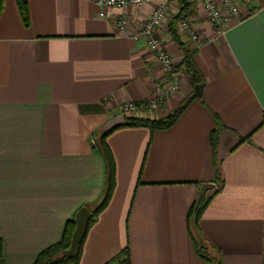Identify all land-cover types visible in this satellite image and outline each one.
Wrapping results in <instances>:
<instances>
[{
    "label": "crops",
    "instance_id": "obj_1",
    "mask_svg": "<svg viewBox=\"0 0 264 264\" xmlns=\"http://www.w3.org/2000/svg\"><path fill=\"white\" fill-rule=\"evenodd\" d=\"M26 4L27 25L16 0H4L0 11L6 264H32L62 239L76 211L100 203L107 184L97 145L102 122L118 115L121 103L147 99L161 77L144 41L128 35L149 17L150 4L125 10L89 0ZM171 5L167 18L178 11ZM122 14L127 34L117 28ZM238 15L202 46L178 32L203 87L170 128L121 126L107 134L115 183L86 229L78 264H105L125 247L130 264H264V0H241ZM192 17L201 36L212 33L201 13ZM168 21L157 34L179 64L183 53ZM180 70L178 91L138 117H164L188 99L194 85ZM207 198L195 223V206Z\"/></svg>",
    "mask_w": 264,
    "mask_h": 264
},
{
    "label": "built area",
    "instance_id": "obj_2",
    "mask_svg": "<svg viewBox=\"0 0 264 264\" xmlns=\"http://www.w3.org/2000/svg\"><path fill=\"white\" fill-rule=\"evenodd\" d=\"M101 8L119 7L123 10L132 7H139L144 3L152 6L149 17L146 21L128 35L134 39L144 41L148 51L153 57L156 69L160 73V79L155 81L150 96L140 102L125 101L116 109L118 114L124 116H135L143 112H152L158 108L169 96L177 92L182 79V73L178 64L168 53L162 39L158 36L157 30L164 21L169 20L168 14L172 9V3L177 0H89ZM196 7V13L211 25L212 33L209 36H201L191 20L193 17L177 21L176 27L179 33L185 34L196 46L210 43L223 35L226 27H229L232 20L237 18L241 0H189ZM103 14V12H101ZM196 15V14H195ZM194 15V16H195ZM125 15H121L117 22L120 33L127 34L128 25Z\"/></svg>",
    "mask_w": 264,
    "mask_h": 264
},
{
    "label": "trees",
    "instance_id": "obj_3",
    "mask_svg": "<svg viewBox=\"0 0 264 264\" xmlns=\"http://www.w3.org/2000/svg\"><path fill=\"white\" fill-rule=\"evenodd\" d=\"M4 0H0V11L2 9ZM18 11L21 16L22 23L27 25L28 23V11L27 10V4L26 0H16ZM176 5L178 6V11L174 16L170 17L168 21V29L172 39L174 40V43H177L179 48L182 51V59L180 63L178 64L177 68L182 67L184 71L191 77L190 80H192L193 85L196 83H203L201 74L199 72V69L196 68V64L193 60L192 52L186 50L184 48V44L181 43L182 41L179 38L178 30L176 27V23L179 20L187 19L196 14V7L194 4H192L189 0H177ZM189 99H184L171 113L167 114L164 117L161 118H155L152 120V118H143V117H135V116H124V123L121 126H127V127H145L150 132L156 131V130H163L170 128L177 120V118L180 116V114L185 109L186 105L189 103ZM118 126V127H121ZM116 127V128H118ZM115 129V128H114ZM113 130V129H112ZM112 130H110L107 133H104L102 136L97 137V145L98 148H100L103 158L106 161L107 166V184L106 191L104 193V196L102 197V200L100 203L94 207L93 209H89L91 212V217L88 220L87 228L90 225V223L93 221L94 217L97 216V214L102 210L104 207H106V204L109 201V197L111 196L115 178H114V162L112 158V154L108 147H106L105 138L108 133H110ZM217 138L218 133L217 130L214 129L210 134V144L212 147V150L215 154L216 148H217ZM215 170H216V179L219 180L220 177V171L218 168V165L215 161ZM209 198V197H208ZM207 199H200L197 203V206H195L194 209V217H195V223L197 222V218H199L203 206H205ZM75 221L74 219L71 221H68L65 225L62 239L57 242V244L51 245L47 247L46 249L40 251V253L37 255L36 259L32 264H78L80 253H81V246L84 240V236H82V240L80 241L78 245V249H76V252H74L72 255H60L61 251L64 249H67L70 243V236L73 232V229L75 227ZM0 252H1V245H0ZM198 252L202 257H205V247L200 246L198 247ZM0 264H6L4 260L2 259V255L0 253ZM105 264H130L129 261V250L127 247H125L120 253L115 255L112 259L108 260Z\"/></svg>",
    "mask_w": 264,
    "mask_h": 264
},
{
    "label": "water",
    "instance_id": "obj_4",
    "mask_svg": "<svg viewBox=\"0 0 264 264\" xmlns=\"http://www.w3.org/2000/svg\"><path fill=\"white\" fill-rule=\"evenodd\" d=\"M202 87V83H196L188 99L200 98ZM123 120L124 117L120 114L108 118L107 120L102 122L97 135L102 136L104 133H107L118 126H121L124 123ZM89 211L90 210L85 206L76 211V214L74 216L75 227L70 236L69 246L67 249L62 250L60 255L69 256L76 252V249H78V245L83 238L82 236H84L86 232L88 220L91 217V212Z\"/></svg>",
    "mask_w": 264,
    "mask_h": 264
}]
</instances>
